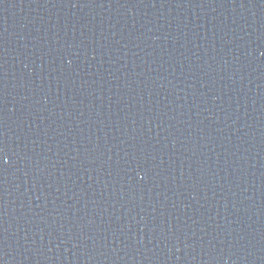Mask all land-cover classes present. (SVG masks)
I'll list each match as a JSON object with an SVG mask.
<instances>
[{"label": "water", "instance_id": "1", "mask_svg": "<svg viewBox=\"0 0 264 264\" xmlns=\"http://www.w3.org/2000/svg\"><path fill=\"white\" fill-rule=\"evenodd\" d=\"M0 264H264V0H0Z\"/></svg>", "mask_w": 264, "mask_h": 264}]
</instances>
